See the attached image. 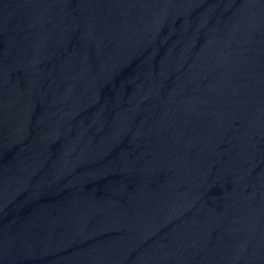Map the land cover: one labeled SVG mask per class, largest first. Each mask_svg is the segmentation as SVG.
<instances>
[{
    "label": "water",
    "instance_id": "obj_1",
    "mask_svg": "<svg viewBox=\"0 0 264 264\" xmlns=\"http://www.w3.org/2000/svg\"><path fill=\"white\" fill-rule=\"evenodd\" d=\"M0 264H264V0H0Z\"/></svg>",
    "mask_w": 264,
    "mask_h": 264
}]
</instances>
